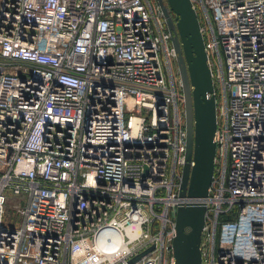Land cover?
I'll return each mask as SVG.
<instances>
[{
    "label": "built area",
    "instance_id": "obj_1",
    "mask_svg": "<svg viewBox=\"0 0 264 264\" xmlns=\"http://www.w3.org/2000/svg\"><path fill=\"white\" fill-rule=\"evenodd\" d=\"M192 3L217 103L202 198L180 195L184 96L157 0H0V264H175L193 201L200 264H264V0Z\"/></svg>",
    "mask_w": 264,
    "mask_h": 264
},
{
    "label": "water",
    "instance_id": "obj_2",
    "mask_svg": "<svg viewBox=\"0 0 264 264\" xmlns=\"http://www.w3.org/2000/svg\"><path fill=\"white\" fill-rule=\"evenodd\" d=\"M157 1L172 33L184 96L187 149L180 195L202 198L209 194L217 150V103L212 72L192 0ZM206 209L203 201L178 206L177 235L173 241L175 264L201 263L200 244Z\"/></svg>",
    "mask_w": 264,
    "mask_h": 264
},
{
    "label": "rangeland",
    "instance_id": "obj_3",
    "mask_svg": "<svg viewBox=\"0 0 264 264\" xmlns=\"http://www.w3.org/2000/svg\"><path fill=\"white\" fill-rule=\"evenodd\" d=\"M13 201H14V197L12 198L10 202L12 203ZM7 219H12L14 221V209L9 208L7 210Z\"/></svg>",
    "mask_w": 264,
    "mask_h": 264
}]
</instances>
